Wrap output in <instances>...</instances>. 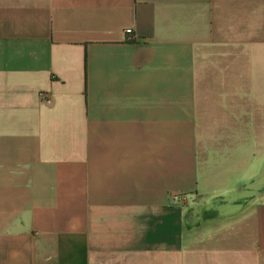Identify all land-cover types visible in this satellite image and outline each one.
Wrapping results in <instances>:
<instances>
[{
  "label": "crops",
  "instance_id": "crops-1",
  "mask_svg": "<svg viewBox=\"0 0 264 264\" xmlns=\"http://www.w3.org/2000/svg\"><path fill=\"white\" fill-rule=\"evenodd\" d=\"M0 264H264V0H0Z\"/></svg>",
  "mask_w": 264,
  "mask_h": 264
},
{
  "label": "built area",
  "instance_id": "built-area-1",
  "mask_svg": "<svg viewBox=\"0 0 264 264\" xmlns=\"http://www.w3.org/2000/svg\"><path fill=\"white\" fill-rule=\"evenodd\" d=\"M131 32L132 30L130 28L124 30V34L126 35H130ZM170 201H172L173 203H184L186 202V197L182 194H173L170 196Z\"/></svg>",
  "mask_w": 264,
  "mask_h": 264
}]
</instances>
